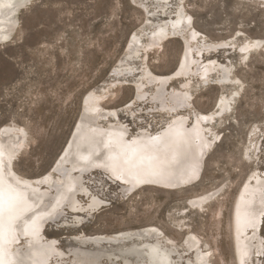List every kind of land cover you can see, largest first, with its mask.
Returning a JSON list of instances; mask_svg holds the SVG:
<instances>
[{
    "label": "rangeland",
    "instance_id": "rangeland-1",
    "mask_svg": "<svg viewBox=\"0 0 264 264\" xmlns=\"http://www.w3.org/2000/svg\"><path fill=\"white\" fill-rule=\"evenodd\" d=\"M154 1L160 6L164 2L35 0L20 9L13 41L0 47V126L13 121L27 130V149L15 161L14 169L23 176L36 177L48 170L62 150L80 113L82 96L89 90L114 82L115 87L102 106L117 109L118 117L124 121L132 115L127 122L132 131L142 124L156 130L169 122L170 116L161 107L173 104L169 99L173 90L187 91L191 96L190 103L181 110L188 116L187 126L194 115L204 116L212 111L221 94L228 97L235 94L226 115L204 122L207 137L216 136L215 146L206 154L202 178L193 187L177 192L144 187L129 199H122L120 185L111 183L107 174L101 171L85 174L83 184L104 201L102 207L85 218L80 230L64 229L61 224L44 229L46 238L58 241L54 247L67 253L69 242L65 236L77 231L87 235L111 234L149 224L160 228L175 242L170 246L175 264H196L193 256L184 251L188 234L196 235L201 245L210 248V264H236L231 217L234 197L250 174L264 172V0H183L181 3L172 0L167 5L169 11L175 12L181 4L189 25L148 55L139 47L136 51L139 61L131 64L129 72L123 65L129 60L128 38L137 33L140 42L145 43L151 27L145 23L147 11L158 5ZM163 17L158 13L151 18ZM192 32L198 35L190 38ZM258 39L263 41L259 49L252 48L247 53L241 50L244 41ZM224 40L226 46H219L216 51L210 49L201 59L195 56L196 47L202 43ZM186 47L193 64L187 77L167 83L165 103L158 108L148 104L149 100L139 102L135 88L142 84V63L154 74H169L175 70ZM206 60L227 66L229 77L237 81L235 85L219 81L217 70L201 75L198 67ZM123 72L128 76L124 77ZM143 86L146 98H152L155 84ZM132 100V107L121 109ZM217 190L220 193L217 192L203 213L188 206L187 200L196 194ZM69 211L65 212L71 216ZM177 223H181L182 231L177 230ZM261 233L264 237V218ZM57 260L51 257L52 264H57ZM260 261L263 263L264 258ZM132 264L136 263L132 261Z\"/></svg>",
    "mask_w": 264,
    "mask_h": 264
},
{
    "label": "bare ground",
    "instance_id": "bare-ground-1",
    "mask_svg": "<svg viewBox=\"0 0 264 264\" xmlns=\"http://www.w3.org/2000/svg\"><path fill=\"white\" fill-rule=\"evenodd\" d=\"M32 1L35 0H0V47L13 41L18 25L16 14ZM182 1L179 0L180 3ZM170 2L172 0H164L162 6L158 1L152 2L158 5L153 11H147L145 23L151 27L144 44L140 42L137 33L128 38L126 54L129 60L123 64L128 71H131V64L139 61V53L137 55L136 52L139 47L144 55H148L189 25V19L183 17L181 4H178L179 8L174 12L167 8ZM157 12L164 17L160 20L151 18ZM197 35V32H192L190 38ZM262 43L259 39L244 41L241 50L247 53ZM224 45H227L225 40L204 42L196 47L195 56L201 59L205 53L211 52L210 49L216 51L217 47ZM187 47L175 70L169 74H154L146 63H142V84L135 88L139 102L149 100L148 104L159 108V104L166 100L164 89L167 83L175 78L187 77L193 64ZM198 70L203 76L217 70L219 81L229 82V85L237 82L229 77V68L216 60L204 61ZM151 84H155V92H152V98H146V92H142L146 87H142ZM114 87L115 83L111 82L98 90H89L82 96L80 113L62 150L40 176H23L14 169L15 161L27 149V130L13 121L0 126V264H52V256L58 258L57 264H132V261L136 264L176 263L172 256L174 250L170 248L175 242L166 237L160 228L149 224L111 234L87 235L77 231L65 236L69 242L67 253L54 247L58 242L56 238L45 237L44 227L49 225L59 227L58 224H61L64 229L80 230L85 218L93 216L104 204L95 192L92 194L89 187L83 184L82 177L85 174L90 175L96 171L107 174L111 183L120 185L119 194L122 199H129L144 187L176 192L193 187L202 178L204 159L216 137L214 134L212 139L207 137L204 122H211L214 118L219 120L217 116L226 115L235 95L228 97L221 94L212 111L204 116L194 115L190 126H187L188 116L182 113V109L191 96L187 91L183 93L173 90L169 98L173 104L161 107L162 111L165 110L164 114L170 116L169 122L156 130L143 127L142 124L136 131H132L130 124H127L132 115H127L128 120L124 121L118 117L117 109L102 106ZM133 100L121 109L132 107ZM263 173L250 174L234 197L231 217L236 264H250L253 258V264H264L260 261L261 257L264 258V237L261 233L264 218ZM217 192L196 194L198 196L187 200L188 206L204 212ZM78 195L87 200L80 199ZM63 209L71 210V216ZM177 226V230L182 231L181 223H177ZM185 244L184 251L193 256L196 264H210V248L201 245L196 235L188 234Z\"/></svg>",
    "mask_w": 264,
    "mask_h": 264
}]
</instances>
